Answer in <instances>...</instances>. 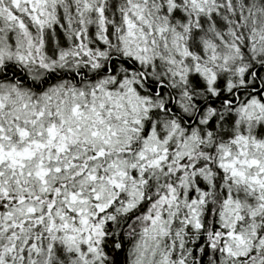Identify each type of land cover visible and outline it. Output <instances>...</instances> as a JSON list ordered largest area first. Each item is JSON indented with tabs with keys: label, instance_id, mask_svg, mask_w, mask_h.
Wrapping results in <instances>:
<instances>
[{
	"label": "snow or ice",
	"instance_id": "1",
	"mask_svg": "<svg viewBox=\"0 0 264 264\" xmlns=\"http://www.w3.org/2000/svg\"><path fill=\"white\" fill-rule=\"evenodd\" d=\"M0 264H264V0H0Z\"/></svg>",
	"mask_w": 264,
	"mask_h": 264
}]
</instances>
